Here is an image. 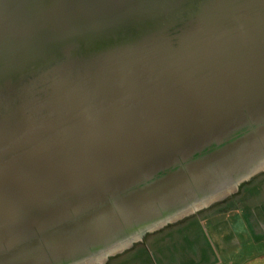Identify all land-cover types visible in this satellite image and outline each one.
I'll return each instance as SVG.
<instances>
[{
    "label": "water",
    "instance_id": "95a60500",
    "mask_svg": "<svg viewBox=\"0 0 264 264\" xmlns=\"http://www.w3.org/2000/svg\"><path fill=\"white\" fill-rule=\"evenodd\" d=\"M262 170L264 0H0V264L147 230L106 264H157L241 223Z\"/></svg>",
    "mask_w": 264,
    "mask_h": 264
},
{
    "label": "crops",
    "instance_id": "0c3cea01",
    "mask_svg": "<svg viewBox=\"0 0 264 264\" xmlns=\"http://www.w3.org/2000/svg\"><path fill=\"white\" fill-rule=\"evenodd\" d=\"M157 264H264V201L237 226L204 234L190 250L163 252Z\"/></svg>",
    "mask_w": 264,
    "mask_h": 264
},
{
    "label": "flooded vegetation",
    "instance_id": "af4514ba",
    "mask_svg": "<svg viewBox=\"0 0 264 264\" xmlns=\"http://www.w3.org/2000/svg\"><path fill=\"white\" fill-rule=\"evenodd\" d=\"M262 171H264V170H262ZM244 181V180H243ZM242 182V181H241ZM240 182V183H241ZM240 183H238L237 184V186L240 184ZM236 191H232V192H230L229 193V195L230 194H232V193H235ZM228 195V196H229ZM212 204H214V202L213 203H211L210 205H207V206H205V207H202V208H200V209H198V210H195L196 212L194 213V214H196L197 212H199V211H201V210H203V209H207V208H209V207H211V205ZM177 222H180V220L179 221H177ZM176 223V222H175ZM168 225V224H167ZM166 226V225H165ZM162 229V228H161ZM157 230H159V229H157ZM153 231H155V230H147V231H145L144 233H143V235H141L142 237V240H141V238H135V239H133L132 240V244L129 246H125L127 243H121V244H118L116 247H115V249H117L118 251H116V252H107V253H99V254H96L95 256H93V257H91L90 259H88V260H86V261H84L83 263L84 264H106V263H108L109 262V258H114V257H116V256H119V255H122V254H124V252L125 251H127L128 249H131L136 243L138 244V243H145V239H146V237L149 235V234H151Z\"/></svg>",
    "mask_w": 264,
    "mask_h": 264
}]
</instances>
